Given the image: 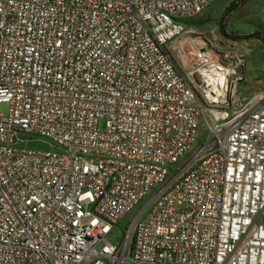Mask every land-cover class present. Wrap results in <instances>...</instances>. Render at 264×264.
<instances>
[{"label":"built area","instance_id":"2783aa9c","mask_svg":"<svg viewBox=\"0 0 264 264\" xmlns=\"http://www.w3.org/2000/svg\"><path fill=\"white\" fill-rule=\"evenodd\" d=\"M213 2L0 0V264H264V96L170 50Z\"/></svg>","mask_w":264,"mask_h":264},{"label":"rangeland","instance_id":"374dc122","mask_svg":"<svg viewBox=\"0 0 264 264\" xmlns=\"http://www.w3.org/2000/svg\"><path fill=\"white\" fill-rule=\"evenodd\" d=\"M245 1V4L242 5L241 0H214L210 7L201 15L192 19L190 22H183L187 29H192L191 27L196 28H194V32L190 35V41H185L188 37L185 36L182 40L176 41L170 46V50L174 53L177 65L181 71L187 72L190 68L194 69L196 55L200 52L205 53L210 51L212 54L214 52H216V54L230 53L231 62L235 63L239 61V59H243L239 54V49L245 50L246 47H248L249 50L245 55L247 78H249L250 75L252 82L261 80L262 83L259 84L260 86L258 88L260 90L264 89V42L258 39L244 42L235 41L229 39L221 31L222 21L224 19L223 25H225V31L227 33L233 31L239 32V34H245L259 31L264 35V0ZM232 4L238 6V8L233 11L231 15L225 17V11ZM180 42L184 47L180 48ZM238 88H246L254 93L249 85L240 84ZM9 110V104H0L1 113H8ZM100 129H106V120L100 122ZM208 130V124L203 121L201 130L194 144V150L200 148L207 139L209 136ZM31 138L32 140L23 144V147L41 150H50L52 148L50 146V141L44 137L32 136ZM191 154L192 152L188 155ZM183 164L184 161H181L180 165ZM151 197L152 196H149L145 201L140 203L115 226L114 231L109 235V241L112 244H119L122 241V236L127 232L129 223L134 220L135 216L143 209Z\"/></svg>","mask_w":264,"mask_h":264},{"label":"crops","instance_id":"0c3cea01","mask_svg":"<svg viewBox=\"0 0 264 264\" xmlns=\"http://www.w3.org/2000/svg\"><path fill=\"white\" fill-rule=\"evenodd\" d=\"M188 21H191V20H188ZM191 28L192 29H189V30H195L194 28H196V27H191ZM239 50H240L239 51V54L243 57V59L245 61V55L248 52L249 48L246 47L245 50H241V49H239ZM245 63L246 62H244V66H243V68L241 70V74L243 75V81L240 82L239 85L240 84L249 85L253 89L254 93H252L249 89H246V88H244V89H240L239 88V90L245 96H249L251 98H257V97H260V96H264V89L263 90H260L258 88L260 86L259 84H261L262 81L261 80H256L255 82H252V78L250 77V75H249V78H247V69H246Z\"/></svg>","mask_w":264,"mask_h":264},{"label":"trees","instance_id":"16d2710c","mask_svg":"<svg viewBox=\"0 0 264 264\" xmlns=\"http://www.w3.org/2000/svg\"><path fill=\"white\" fill-rule=\"evenodd\" d=\"M245 0H241V3L242 5L245 4ZM238 8V6L232 4L230 5L227 10L225 11V17H228L229 15H231V13L233 11H235L236 9ZM188 21V20H187ZM190 22V21H188ZM222 26H221V31L224 33L225 36H227L229 39H232V40H235V41H240V42H244V41H249V40H252V39H258V40H261L262 42H264V35L259 32V31H255V32H249V33H243V34H239V32H229L227 33L225 31V25L224 24V19L222 21Z\"/></svg>","mask_w":264,"mask_h":264},{"label":"bare ground","instance_id":"6f19581e","mask_svg":"<svg viewBox=\"0 0 264 264\" xmlns=\"http://www.w3.org/2000/svg\"><path fill=\"white\" fill-rule=\"evenodd\" d=\"M193 56V55H192Z\"/></svg>","mask_w":264,"mask_h":264}]
</instances>
